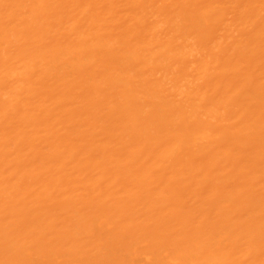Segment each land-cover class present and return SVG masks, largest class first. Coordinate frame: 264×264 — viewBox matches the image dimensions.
I'll return each mask as SVG.
<instances>
[{"label":"bare ground","instance_id":"obj_1","mask_svg":"<svg viewBox=\"0 0 264 264\" xmlns=\"http://www.w3.org/2000/svg\"><path fill=\"white\" fill-rule=\"evenodd\" d=\"M0 264H264V0H0Z\"/></svg>","mask_w":264,"mask_h":264}]
</instances>
